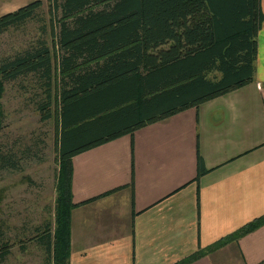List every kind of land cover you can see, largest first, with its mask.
<instances>
[{
  "label": "trees",
  "instance_id": "16d2710c",
  "mask_svg": "<svg viewBox=\"0 0 264 264\" xmlns=\"http://www.w3.org/2000/svg\"><path fill=\"white\" fill-rule=\"evenodd\" d=\"M45 1L46 10L43 0H32L0 15V35L40 23L34 41L0 56V95L6 82L30 77L40 120H54L53 221L28 239L43 248L44 264H69L71 211L78 206L72 157L251 83L264 16L259 0ZM2 112L0 104V127ZM20 166L18 151L0 147V172ZM204 171L198 154L196 181ZM263 224L264 214L174 264H189ZM11 244L0 224V264Z\"/></svg>",
  "mask_w": 264,
  "mask_h": 264
},
{
  "label": "crops",
  "instance_id": "0c3cea01",
  "mask_svg": "<svg viewBox=\"0 0 264 264\" xmlns=\"http://www.w3.org/2000/svg\"><path fill=\"white\" fill-rule=\"evenodd\" d=\"M263 83L264 19L251 83L73 156L69 264H174L264 214ZM263 259L264 224L189 264Z\"/></svg>",
  "mask_w": 264,
  "mask_h": 264
},
{
  "label": "rangeland",
  "instance_id": "374dc122",
  "mask_svg": "<svg viewBox=\"0 0 264 264\" xmlns=\"http://www.w3.org/2000/svg\"><path fill=\"white\" fill-rule=\"evenodd\" d=\"M30 1L0 0V15ZM39 25L30 22L0 35V56L29 45L39 36ZM44 36L51 41L49 28ZM29 78L6 82L0 95V147L18 151L21 157L20 170L0 172V224L12 243L5 264H44L43 248L28 238L35 227L53 221L57 170L54 120H40L33 103L39 90L28 83ZM18 240L23 241L24 248Z\"/></svg>",
  "mask_w": 264,
  "mask_h": 264
}]
</instances>
